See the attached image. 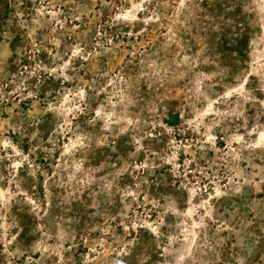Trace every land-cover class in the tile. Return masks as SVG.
<instances>
[{
  "label": "rangeland",
  "instance_id": "obj_1",
  "mask_svg": "<svg viewBox=\"0 0 264 264\" xmlns=\"http://www.w3.org/2000/svg\"><path fill=\"white\" fill-rule=\"evenodd\" d=\"M0 264H264V0H0Z\"/></svg>",
  "mask_w": 264,
  "mask_h": 264
}]
</instances>
